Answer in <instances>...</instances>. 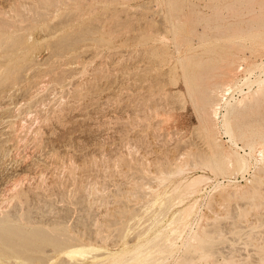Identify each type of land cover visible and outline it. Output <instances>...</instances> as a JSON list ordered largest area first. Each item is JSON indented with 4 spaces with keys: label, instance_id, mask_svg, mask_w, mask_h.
I'll use <instances>...</instances> for the list:
<instances>
[{
    "label": "rangeland",
    "instance_id": "1",
    "mask_svg": "<svg viewBox=\"0 0 264 264\" xmlns=\"http://www.w3.org/2000/svg\"><path fill=\"white\" fill-rule=\"evenodd\" d=\"M0 1L2 10H0V18L9 22L8 33L13 39L24 38L28 42L29 58L31 59L34 53L37 64L33 65L34 69L29 67L30 71L24 69L27 67L25 64L22 65L20 71L24 69L22 72L24 79L22 78L14 87L16 89L6 90V95L0 92V197L2 199L7 197L4 201L0 198V221L9 219L13 225L22 227L21 229L26 232L44 231L53 238V241L44 240L38 243L39 245L33 244V247L30 245L31 248L30 246L26 248L25 244V249L19 244V240L14 243L16 250L9 245L4 246L0 251V264H59L64 262L63 259L69 264L71 260L64 250L70 246L93 245L99 250L90 254L92 256L97 253L116 252L125 247L132 248L137 241L144 242L146 239L156 237L157 234L171 233L172 237H176L177 242H175L174 255L172 254L173 257L170 255L167 264H178L181 259L183 264L184 260L188 261L190 254L186 252L187 248L185 249L183 244L177 248L180 240L181 243L189 242L190 234L208 232L207 235L211 233L212 236L213 232L209 231L210 229H215L214 232L219 234L217 237L225 238L226 241L222 240L223 243L219 241L221 239L216 240L214 233L213 239L216 238L214 240L217 242L212 251L206 253L208 256L205 253L192 252L195 257L193 262L191 260L192 264L264 263V222L262 223L264 202L261 199L264 198V178L261 185H258L259 188L263 187L260 188L261 190L258 189L259 192L261 191V198L259 195L255 198L248 194L255 186L253 176L260 173L262 165L256 162L258 152L254 151L251 156L247 154L250 149L245 146V141H239V148L230 142L222 124L220 125L221 117L216 120V124L211 121L215 139L223 149H236L240 154L247 156L251 162L247 171L239 172L237 175L228 174V177L211 173L212 179L208 186L205 185L199 193H196L199 196L197 197L196 194L187 196L181 204L178 203L179 194L173 192L181 177H171L167 181L168 179L162 180L164 176L160 175L168 174L176 165L188 159L190 151L210 153L211 150L210 143L199 128L201 122L193 104V94L197 88L193 87L191 90L187 88L190 77L213 73L226 57H237L239 61L242 57L248 60L249 67L260 64L255 70L258 72L252 73V80L264 78V28L260 31L248 30L249 23L245 21H248L251 15L245 6L247 0H244L246 2L240 0V4L241 1L244 2V5H240L241 9L236 6L239 5L236 4L239 2L237 0L235 3L234 0H27L28 3L26 0ZM16 2L18 4L15 6ZM229 2L234 5L231 6ZM227 3L230 5L228 8L235 6L236 9H240L239 12L243 13L244 10L246 13L244 12L242 17L239 12L238 15L231 13V10L229 12L230 8H224ZM214 6L218 10L212 9ZM222 11L224 17H219L218 13ZM199 12L210 16V23L198 21ZM225 13H228L227 17ZM64 16L65 19L69 18L68 21H72L66 23L63 21ZM181 17L188 22L185 29H181ZM235 17H239L242 21L239 22L240 19ZM231 18L232 21L229 20ZM153 20L160 22L158 21V25L154 27ZM228 23L232 26L242 24L241 27L246 29L244 31L232 29V31L229 28L232 26ZM96 24L100 25L94 30L96 34L92 32L93 34L85 37V39L94 38L95 42L94 39L92 41L84 39L85 42L83 40L76 46H70V50H65L68 55L64 52L63 56L61 53V55H51L53 49L50 45L53 39L73 29L69 34L74 35L79 33L80 29ZM206 25H211L213 28H207L203 32L202 27ZM219 25L222 27H218ZM159 26L161 29L153 38L148 41H138L139 33L151 28L156 31ZM223 26H228L229 29L226 27L224 29ZM50 30L54 32L53 35L48 32ZM260 32L262 34L258 35ZM28 36H30L29 41H27ZM99 37L103 38V41ZM185 38L189 41H184ZM100 40L102 42L99 43ZM232 44L237 46L233 47ZM176 47L178 49H175ZM241 47L245 50H240ZM45 53L47 57L44 56ZM38 54L40 58H37ZM79 54L84 58L83 56L78 58V64L74 56ZM45 57L46 59L40 60ZM29 58L27 60L31 61ZM19 60L21 61V58ZM54 60L56 71L59 73L65 62L71 63L64 66L68 70L60 82L50 79L51 75L57 74L55 70L45 75V78L43 76L45 73H41V70L50 72L49 69L54 66L53 63L55 64ZM62 61L63 65L59 64ZM166 61L169 64L166 65ZM187 61L191 63L187 64ZM39 72L45 85L48 83L47 86H43L40 75H37L38 78L34 76ZM238 74L239 77L250 75L243 71ZM36 79L39 80L38 86H40L37 88ZM44 79H47L46 82ZM49 79L51 82L48 81ZM24 84L28 87L25 88ZM257 85L258 83H255L251 89L255 91ZM240 86L245 92L249 91L248 85L240 82L229 95V99L235 101L243 97ZM261 98L264 100L263 96ZM251 105L252 108L246 110L242 118L243 124L264 130L258 123L259 119H264V104ZM11 106L14 108L17 106L15 108L17 111ZM222 112H225L224 108ZM14 133L18 134V137L15 138ZM255 164L256 168L253 166ZM197 172L204 173L202 169H198ZM160 179L162 182H159ZM13 185H17L16 187L26 196L24 194L19 198L11 194L9 190ZM196 197L198 198L196 210L184 223H177L175 227H179V230L173 232L167 223L180 209L197 199ZM252 198L256 199V203ZM234 227L241 233L237 231L238 234L235 233ZM246 232L247 234L251 232V236H247ZM185 238L189 239L185 240ZM252 240H254L253 244H249ZM25 241L24 243L28 242ZM57 241H62L64 244L58 246L55 244ZM188 242L185 244L186 247ZM216 248L223 252L217 251ZM214 249L218 252V259L215 258L217 252L212 255ZM17 250H26V253H18ZM219 252L223 253V256ZM192 255L189 259H194ZM228 257L233 258L229 261ZM187 263L189 264L184 262Z\"/></svg>",
    "mask_w": 264,
    "mask_h": 264
},
{
    "label": "bare ground",
    "instance_id": "2",
    "mask_svg": "<svg viewBox=\"0 0 264 264\" xmlns=\"http://www.w3.org/2000/svg\"><path fill=\"white\" fill-rule=\"evenodd\" d=\"M11 1H13V0H11ZM16 1V0H15ZM15 1H14V3H15ZM75 1V0H74ZM165 1V0H164ZM197 1V0H196ZM223 1V0H222ZM237 1H239V2H237ZM236 2V4H238L239 3V5H236V6H238V8H240L241 9V6L240 5H242L244 2H246V1H244L243 3H242V1H241V4H240V0H237ZM1 2V1H0ZM5 2V1H4ZM18 2V1H17ZM16 2V4H15V6L18 4ZM26 2L28 3V1L26 0ZM51 2V1H50ZM151 2V1H150ZM202 2V1H201ZM232 2V1H231ZM3 3V2H2ZM1 3V4H2ZM154 4L155 3H157V2H153ZM218 3V2H217ZM221 3V2H220ZM230 3V2H229ZM229 3H227L226 5V7H224V8H228V6H230V5H228ZM233 3H235V0H234V2ZM69 4V3H68ZM230 4H232V3H230ZM246 4V3H245ZM7 5V4H6ZM141 5V4H140ZM143 5H145V3L143 4ZM142 5V6H143ZM194 5V4H193ZM218 5V4H217ZM234 4H232L231 6H233ZM244 5V4H243ZM2 6H3V4H2ZM25 6V5H24ZM39 6V5H38ZM155 6V5H154ZM153 6V7H154ZM195 6V5H194ZM246 6V8H247V12L251 15V16H249L248 14V18H247V16H245L246 14H244V16H245V18H247L248 19V21H245V22H248L249 24V27H248V30L249 31H260L261 29H263L264 28V0H247V4L245 5ZM244 6V7H245ZM4 7V6H3ZM28 7H29V5H28ZM34 7H35V9H36V6H35V4H34ZM144 7V6H143ZM147 7V6H146ZM145 7V8H146ZM152 7V8H153ZM218 7V6H217ZM221 7V6H220ZM222 7H223V5H222ZM243 7V6H242ZM5 8V7H4ZM8 8H9V6H8ZM17 8H19V7H17ZM17 8H16V10H17ZM26 8V7H25ZM59 8V7H58ZM136 8V7H135ZM155 8V7H154ZM180 8H181V6H180ZM186 8V7H185ZM193 8V7H192ZM216 7L214 6V8H212V9H215ZM219 8V7H218ZM230 8V9H229ZM228 9H229V12H230V10L232 11L231 13H233V14H237L238 15V12L240 11V9H236L235 8V6H234V8H231V7H229ZM29 9V8H28ZM34 9V10H35ZM50 8H48V10H49ZM183 9V8H182ZM191 9V8H190ZM217 9V8H216ZM236 9V10H235ZM242 9H245V8H242ZM1 10V9H0ZM179 10H181V9H179ZM209 10V9H208ZM218 10V9H217ZM221 10V9H220ZM219 10V11H220ZM225 10H227V9H225ZM224 10V11H225ZM2 11V10H1ZM10 11H11V9H10ZM38 11V10H37ZM58 11V10H57ZM211 11V10H210ZM216 11V10H215ZM219 11H216V12H219ZM30 12V11H29ZM39 12V11H38ZM188 12V11H187ZM227 12H228V10H227ZM243 13L245 12L244 10L242 11ZM58 13V12H57ZM156 13V12H155ZM223 11H222V13H218V15H219V17L221 16H223ZM241 15L243 14V13H241V12H239ZM246 13V12H245ZM12 14V13H11ZM16 14H17V12H16ZM18 14H19V16H20V13L18 12ZM35 14H36V12H35ZM41 14V13H40ZM42 14H44V13H42ZM199 16H198V21L199 20H203V21H206V22H209L210 23V20H211V17L210 16H208V15H204V14H202L201 12H199ZM28 15H31V14H29L28 13ZM38 16H39V14H37ZM152 14H150V16H151ZM227 15H228V13L226 14L225 13V16L227 17ZM230 15V14H229ZM241 15H240V17H241ZM6 16H7V14H6ZM26 16H27V14H26ZM72 16V15H71ZM76 16H78L77 14H76ZM137 16V15H136ZM150 16H148V17H150ZM160 15H158V17H159ZM195 16V15H194ZM22 17V16H21ZM75 17V16H74ZM213 17V16H212ZM216 17V16H215ZM224 17V16H223ZM232 17V16H231ZM242 17H243V15H242ZM251 17V18H250ZM31 18V17H30ZM55 18V17H54ZM53 18V19H54ZM57 18V17H56ZM76 18V17H75ZM74 18V19H75ZM133 18V17H132ZM150 18H152V17H150ZM155 18V17H154ZM159 18H161V16L159 17ZM182 18V17H181ZM237 18H239V17H235V19H237ZM19 19V18H18ZM17 19V20H18ZM64 19V20H63ZM62 20L63 21H68V19L69 18H67V19H65V16H64V18H63ZM70 19H73V18H71L70 17ZM73 19V20H74ZM220 19V18H219ZM232 19L233 18H231V19H229V20H231L232 21ZM234 19V20H235ZM240 19V18H239ZM238 19V20H239ZM10 20V19H9ZM21 20V19H20ZM32 20V19H31ZM55 20V19H54ZM76 20V19H75ZM226 20V19H225ZM228 20V21H229ZM238 20H236V21H238ZM246 20V19H245ZM22 21V20H21ZM42 21V20H41ZM63 21H61V23L63 22ZM72 20H70V21H68L69 23L71 22ZM159 22H160V20H158ZM158 21L157 20H153V22H152V25L155 27V26H157L158 25ZM181 21V29L183 28V29H185L188 25H187V21L185 20V19H181L180 20ZM216 21H217V19H216ZM215 21V22H216ZM223 21H224V18H223ZM240 21H242V19H240L239 20V22ZM244 21V20H243ZM64 22V23H65ZM99 22V21H98ZM218 22V21H217ZM227 22V21H226ZM244 22V23H245ZM53 23V22H52ZM63 23V24H64ZM67 23V22H66ZM73 23V22H72ZM116 23L117 22H115L114 24L116 25ZM212 23V22H211ZM219 23V22H218ZM230 23V22H229ZM229 23H228V25H229ZM20 24V23H19ZM114 24H113V26H114ZM206 24V23H205ZM223 24V23H222ZM231 24H232V22H231ZM8 25H9V22H7L5 19H2V18H0V92L2 93V92H4V94H2V95H6V90H11V91H14L16 88H14L17 84H19L20 83V81H21V79L24 77V76H22L24 73H22L23 72V70L24 69H28V71H30V69H29V67H32L31 69H34V67H33V65L35 66V65H37L36 64V56H34V53H33V57L31 56V59L29 58V56H30V51H29V44H28V42H26L25 40H24V38H21V39H19V38H12V35L11 34H9L8 33ZM56 25H58V24H56ZM97 25V24H96ZM89 25V26H86V27H84L82 30L80 29V31H79V33L77 32L76 34H74V32H73V34L74 35H71V34H69V33H71L73 30H71V31H69V33H65L64 35H59V38H55V39H53V42H51V48L53 49V53L51 52V55H55L56 56V54L57 55H61L62 54V56H63V52L65 51V50H70L69 49V47L70 46H72V45H75L76 46V44H79V43H81L84 39H85V37L86 36H88V35H90L92 32H94V30H95V28H97V27H100V25ZM107 25V24H106ZM239 25V24H238ZM244 25V24H243ZM246 25V24H245ZM12 26H14L13 24H12ZM21 26H24L25 27V25H20V27ZM27 26V25H26ZM31 26V25H30ZM53 26H55V25H53ZM165 26V25H164ZM203 26V25H202ZM229 26H232V25H229ZM241 26H242V24H241ZM241 26H237L236 24H233V26L232 27H229V28H231L230 30H234V31H244L246 28H243V27H241ZM57 27V26H56ZM130 27V26H129ZM169 27V26H168ZM167 26H166V28H168ZM218 27H222V25H219ZM224 27V29H225V27H226V29L228 28V26H223ZM19 28V27H18ZM53 28V27H52ZM55 28V27H54ZM53 28V29H54ZM81 28V27H80ZM108 28V27H107ZM109 28H111V27H109ZM108 28V29H109ZM207 28H213L211 25H206L205 27H202V30H203V32L205 31V30H207ZM228 28V29H229ZM10 29V28H9ZM31 29V28H30ZM56 29H58V28H55V30ZM101 29H102V27H101ZM159 29H161L160 28V26L159 27H157V30L155 31V29L154 28H151V29H149L148 31H145V32H141V33H139L138 34V37H139V39H138V41L139 42H143V41H148L149 39H151V38H153L154 36H155V34H157V32H158V30ZM198 29V28H197ZM219 29V28H218ZM21 30H22V28H21ZM52 30V29H51ZM51 30L50 31H48V32H50L51 34L52 33H54V32H56V31H54V30H52V31H54V32H51ZM178 30V29H177ZM187 30V29H186ZM209 30V29H208ZM232 30V31H233ZM247 30V31H248ZM98 31V30H97ZM107 31V30H106ZM135 31H136V29H135ZM169 31V30H168ZM65 32V31H64ZM68 32V31H67ZM226 32H228L227 30H226ZM225 32V34H227ZM95 33V32H94ZM219 33H220V31H219ZM231 33H233V32H231ZM230 33V34H231ZM49 34V33H48ZM61 34H62V32H61ZM93 34V33H92ZM96 34V33H95ZM131 34V33H130ZM162 34V33H161ZM262 33L260 32V34H258V35H261ZM53 35V34H52ZM114 35V34H113ZM128 36H129V34H127ZM167 35H168V33H167ZM236 35V34H235ZM108 36V35H107ZM126 36V35H125ZM232 36V35H231ZM55 37V36H54ZM164 37V36H163ZM170 37H171V35H170ZM244 37V36H243ZM242 37V38H243ZM28 38V40L27 41H29V39H30V36H28L27 37ZM99 38H101V37H99ZM86 39H88V38H86ZM85 39V40H86ZM91 39V41L94 39H92V38H89L88 40H90ZM163 39V38H162ZM164 39H165V37H164ZM225 39V38H224ZM237 39V38H236ZM85 40L83 41V42H85ZM101 40L103 41V38H101ZM99 41V43L100 42H102V41ZM119 40H120V38H119ZM118 40V41H119ZM170 40H171V38H170ZM181 40V39H180ZM184 41H189V39L188 38H185V39H183ZM233 40H235V39H233ZM238 40H239V38H238ZM37 41V40H36ZM105 41H107V40H105ZM131 41V40H130ZM212 41V40H211ZM94 42H95V39H94ZM97 43H98V40L96 41ZM152 42V41H151ZM204 42V41H203ZM205 42H207V41H205ZM231 42V41H230ZM168 43H169V39H168ZM181 43V42H180ZM183 43H185V42H183ZM104 44V43H103ZM120 44V43H119ZM127 44V43H126ZM173 44V43H172ZM187 44V43H186ZM231 44V43H230ZM240 44H242V43H240ZM237 45H238V43H237ZM236 45V46H237ZM243 45V44H242ZM140 46V45H139ZM173 46V45H172ZM177 46V45H176ZM232 46H233V44H232ZM235 46V44H234V46L233 47H236ZM246 46V45H245ZM47 47V46H46ZM46 47H45V49H46ZM81 47V46H80ZM130 47V46H129ZM50 48V50L52 51V49ZM77 49H78V47H76ZM183 48V47H182ZM72 49V48H71ZM175 49H178L177 47L175 48ZM237 49V48H236ZM235 49V50H236ZM240 50L241 49H243L242 47L241 48H239ZM74 50H75V48H74ZM173 50V49H172ZM183 50V49H182ZM189 50V49H188ZM243 50H245V49H243ZM82 51V50H81ZM85 51V50H84ZM93 51V50H92ZM175 51V50H174ZM177 51V50H176ZM187 51V50H186ZM185 51V52H186ZM237 51H238V49H237ZM46 52H47V50H46ZM50 51H48V53H49ZM86 52V51H85ZM173 52V51H172ZM179 52V51H178ZM195 52V51H194ZM241 52V51H240ZM37 53H39V52H36V54ZM61 53V54H60ZM93 53V52H92ZM242 53H243V51H242ZM241 53V54H242ZM244 53H247V52H244ZM32 54V53H31ZM41 54V53H40ZM44 54V53H43ZM64 54H66L65 52H64ZM69 54V53H68ZM68 54H66V55H68ZM82 54V53H81ZM81 54H79L78 56L76 55V56H74L75 58H77V61H78V58H82V56H81ZM85 54V53H84ZM177 54H179V53H177ZM183 54H184V51H183ZM182 54V55H183ZM49 55H50V53H49ZM50 55V56H51ZM180 55V54H179ZM188 55V54H187ZM249 55H251V53L249 54ZM44 56H46V53H45V55ZM43 56V57H44ZM48 56V55H47ZM46 56V57H47ZM49 56V57H50ZM166 56V55H165ZM176 56H178V55H176ZM175 56V57H176ZM184 56V55H183ZM46 57L45 58H41L40 60H42V59H46ZM70 57H72V56H70ZM151 57V56H150ZM21 58V61L19 60ZM29 58V60H31V61H28L27 59ZM37 58H40L39 57V54H38V56H37ZM83 58H84V56H83ZM141 58V57H140ZM168 58H171V57H168ZM177 58V57H176ZM180 58V57H179ZM184 58V57H183ZM252 58V57H251ZM50 59V58H49ZM48 59V60H49ZM66 59H68V58H66ZM149 59V58H148ZM221 59V58H220ZM241 59V61H239V58H237V57H226V58H224L223 60H222V64L221 65H219V66H217L216 68H215V71L213 72V73H209V74H207V75H203V76H201V77H197V75H195V76H192V77H190V81L187 83V88L188 89H192L193 87L195 88H197L195 91H194V94H193V104H194V106H195V109H196V111H197V114H198V118H199V120H200V122H201V127H199L201 130H202V133L204 134V136H205V138L207 139V141L210 143V145H211V150H210V153L208 152V153H200V152H192V151H190V153L188 152V156H189V158L188 159H184V161L182 162V163H180V164H178V165H176V167L173 169V170H171L170 172H168V174H166V175H162V174H160L161 176H164L163 177V179L162 180H164V179H168L167 181H169L170 180V178L171 177H175V176H177V177H181V179L176 183V185H175V187H174V189H173V192H176V193H178L179 194V196L177 197V198H179V201H178V203H184V200H185V198L187 197V196H192V195H194V194H196V193H199L203 188H204V186L205 185H207L208 183H209V181L212 179V176L210 175L211 173H213L214 175L215 174H218V175H226L227 177H228V174H233V175H237V173H239V172H244V171H247L248 170V168H249V166H250V159L247 157V156H245V155H243V154H240L239 152H238V150H236V149H231V150H225V148L223 149L222 148V145L218 142V140H216L215 139V136H214V134H213V130H214V127H212V122L211 121H213V123L214 124H216V120L218 119L219 120V118L221 117V120H222V123L220 122V125L222 124V127L224 128V130H225V132L224 133H226L228 136H229V140H230V142L231 143H233L234 144V146H236V147H238V144H239V141H245V146L246 147H249V149H250V152L249 153H247L249 156H251V155H253L254 154V151L255 152H258L257 154H258V157L256 158V162H258V163H261V165H262V168H260V173L258 174V175H254L253 177L255 178V183H254V185H252V186H254V188H252V190H251V193H249L248 191V194H250V196L252 195V197H257L258 195H259V198H261L260 197V194H261V191L259 192V190H261L260 188H263L262 186H260V188H259V186L258 185H261V182L263 181V178H264V130H259L258 128H255V127H252L251 125V127H249V126H246L245 124H243V122H242V118L244 117V115L246 114V110H248L249 108H252V103L254 104V103H256V104H258V105H262V104H264V100L261 98L262 96L264 97V78L263 79H259V80H252L251 79V76H252V73L256 70V68H258L259 66H260V64H258V65H253V66H248V60L246 59V58H240ZM69 60V59H68ZM67 60V61H68ZM187 60V59H186ZM190 60V59H189ZM252 60V59H251ZM20 61V62H19ZM57 61V60H56ZM72 60L70 59V61L69 62H71ZM86 61V60H85ZM182 61H184V60H182ZM47 62V61H46ZM54 62H55V60H54ZM64 62H65V60H64ZM68 62V63H69ZM199 62V61H198ZM201 62V61H200ZM199 62V63H200ZM220 62V61H219ZM250 62V61H249ZM67 62H65V65H68V63L66 64ZM154 63V62H153ZM166 63H168L167 61L165 62V64ZM181 63V62H180ZM189 63V61H187V64ZM191 63V62H190ZM189 63V64H190ZM25 64V66H27V67H25L24 69L22 68V71H20V67L22 66V65H24ZM42 64V63H41ZM41 64H39V65H41ZM59 64H61V65H63V61L61 62V63H59ZM71 63H69V65H70ZM72 64H74V63H72ZM78 64H79V61H78ZM81 64V63H80ZM157 64V63H156ZM155 64V65H156ZM169 64V63H168ZM185 64H186V62H185ZM186 64V65H187ZM193 64V63H192ZM191 64V65H192ZM45 65V64H44ZM53 67L51 68V69H49V71L50 72H48V70H44L43 72H42V70H41V73H45L43 76H44V78H45V75H48V74H51V72L53 71V70H55L56 71V67H55V65H56V62H55V64L53 63ZM58 65V64H57ZM65 65H63V68L61 69L60 67H59V69H61V72L59 73V71L57 72L56 71V73L57 74H55V72H53L55 75H51V80H55V81H57V80H59V82L61 81L60 79H64V75H65V72L68 70V69H66V68H64V66ZM167 65V64H166ZM177 65V64H176ZM197 65H198V63H197ZM51 66V65H50ZM72 66V65H71ZM77 66V65H76ZM76 66H74V67H76ZM137 66V65H136ZM163 66V65H162ZM179 66V65H178ZM183 66H185L184 65V62H183ZM2 67H4V68H2ZM58 67V66H57ZM73 67V69H75ZM125 67V66H124ZM55 68V69H54ZM157 68V67H156ZM46 69V68H45ZM76 70H77V68H76ZM258 70V69H257ZM261 70H263V69H261ZM240 71H243L244 73H249L250 75L249 76H245V77H239V75L240 74H238ZM26 72V71H25ZM31 72H32V70H31ZM256 72V71H255ZM258 72V71H257ZM256 72V73H257ZM36 73H37V70H36ZM41 73L39 72L38 74H34V76L35 77H37V75H40L41 76V78H42V75H41ZM67 73V72H66ZM68 73H70V71H68ZM72 73V72H71ZM75 73V72H74ZM255 73V74H256ZM73 74V73H72ZM171 74V73H170ZM254 74V73H253ZM31 75H33V73L31 74ZM95 75V74H94ZM172 75V74H171ZM33 76V77H34ZM39 76V77H40ZM54 76V78H52ZM71 76V75H70ZM241 76H243L242 74H241ZM33 77H32V80H31V82L33 81ZM34 77V78H35ZM50 77V76H49ZM48 77V78H49ZM68 77V76H67ZM38 78V77H37ZM99 78V77H98ZM24 79V78H23ZM48 80L49 82H51V80ZM62 79V80H63ZM45 80H47V79H44V81ZM23 81V80H22ZM35 81V80H34ZM36 81L37 82H35V83H37V84H35V87L37 88V87H40V86H38V81L39 80H37L36 79ZM41 81L43 82V78L41 79ZM40 81V82H41ZM30 82V84L32 85L33 84V82L31 83ZM46 82V81H45ZM240 82H243V84H246V85H248V88H249V91H247V92H245L244 91V88H242L241 86H240V90L243 92V97L242 98H240V99H236L235 101H232L231 99H229V95L231 94V92H233L234 90H235V88L236 87H238L239 86V83ZM44 83V82H43ZM255 83H258V85L256 86V87H258L255 91H253L251 88H252V86L255 84ZM27 84V83H26ZM24 84V86H25V88H26V86L29 84ZM48 84V83H47ZM47 84L45 85V83H44V85L43 86H47ZM37 85V86H36ZM50 86V85H49ZM244 86V85H243ZM28 87V86H27ZM53 87H55V86H53ZM53 87H51V88H53ZM14 88V90H12ZM17 88H18V86H17ZM42 88V87H41ZM50 88V87H49ZM31 89V88H30ZM40 89V88H39ZM254 89H255V87H254ZM26 90V89H25ZM38 90V89H37ZM41 90V89H40ZM238 91H239V89H237ZM7 91V93H9V94H11L10 92H8ZM26 91H28V90H26ZM241 91H239V92H241ZM251 91H252V93H251ZM31 92V91H30ZM30 92H28L29 93V95H30ZM35 92V91H34ZM52 92V91H51ZM55 92V91H54ZM241 92V93H242ZM0 93V94H1ZM33 93V92H32ZM46 94V93H45ZM51 94H53V93H51ZM50 94V95H51ZM8 95V94H7ZM13 95V94H12ZM26 95V94H25ZM49 95V94H48ZM15 97V96H14ZM19 97V96H18ZM21 97V96H20ZM231 97V96H230ZM3 98H4V96H3ZM2 98V99H3ZM6 98V97H5ZM232 98V97H231ZM1 99V98H0ZM25 99V98H24ZM23 100V99H22ZM63 100V99H62ZM54 101H55V99H54ZM23 102V101H22ZM64 102V101H63ZM1 103V102H0ZM18 103V102H17ZM7 105L10 107V105L7 103ZM6 105V106H7ZM4 106V105H3ZM15 106V105H14ZM14 106L12 107V108H14ZM1 107V106H0ZM17 107V106H16ZM15 107V108H16ZM37 107V106H36ZM40 107V106H39ZM50 107V106H49ZM12 108H10L11 110H12ZM13 109L14 111L16 110V109ZM222 108H224V110H225V112H222ZM8 109V108H7ZM12 110V111H13ZM11 111V112H12ZM13 111V112H14ZM17 111V110H16ZM48 111V110H47ZM12 112V113H13ZM38 112V111H37ZM35 113V112H34ZM48 114V113H47ZM171 114V113H170ZM8 115V114H7ZM10 115H11V113H10ZM31 115V114H30ZM29 115V116H30ZM12 116V115H11ZM21 116V115H20ZM26 116H28L27 114H26ZM35 116V115H34ZM250 116V115H249ZM9 117V116H8ZM25 117V116H24ZM47 117V116H46ZM40 119V118H39ZM252 119V118H251ZM258 118L256 117V119L255 120H257ZM20 120V119H19ZM70 120V119H69ZM68 120V121H69ZM249 121V120H248ZM252 121V120H251ZM14 122V121H13ZM23 122H25V121H23ZM247 122V121H246ZM18 123H19V121H18ZM28 123V122H27ZM30 123V122H29ZM28 123V124H29ZM68 123V122H67ZM258 123H259V125H260V127H261V129L262 128H264V119H259L258 120ZM16 124V123H15ZM14 123H13V125H15ZM22 124V123H21ZM73 124V123H72ZM77 124V123H76ZM23 125V124H22ZM26 125V124H25ZM28 126V125H27ZM217 126V125H216ZM218 126H219V123H218ZM15 127V126H14ZM33 127V126H32ZM69 127V126H68ZM71 127V126H70ZM17 129H18V127H16ZM21 128H22V126H21ZM20 128V129H21ZM24 128V127H23ZM77 128V127H76ZM10 129V128H9ZM13 129V128H12ZM25 129V128H24ZM219 129V128H218ZM217 129V130H218ZM16 130V129H15ZM221 130V129H220ZM223 130V131H224ZM13 131V130H12ZM25 131V130H24ZM66 131V130H65ZM11 132V131H10ZM17 132V131H16ZM15 132V133H16ZM14 133V134H15ZM22 133H23V130H22ZM21 133V134H22ZM69 133V132H68ZM20 134V135H21ZM49 134V133H48ZM219 134V133H218ZM16 135V136H15ZM14 135V137L16 138V137H18L17 135L18 134H15ZM19 135V136H20ZM28 135V134H27ZM27 135H26V137H27ZM59 135V134H58ZM61 136V135H60ZM22 137V136H21ZM47 137H49V136H47ZM52 137V136H51ZM29 138V137H28ZM57 138V137H56ZM14 139V138H13ZM18 139V138H17ZM20 139V138H19ZM48 140V139H47ZM11 141V140H10ZM20 141V140H19ZM27 141V140H26ZM57 141V140H56ZM25 142V141H24ZM38 142V141H37ZM11 143V142H10ZM19 143V142H18ZM18 143H17V145H18ZM46 144V143H45ZM32 145V144H31ZM16 146V145H15ZM36 147V146H35ZM239 148V147H238ZM241 148V147H240ZM242 149V148H241ZM184 154V153H183ZM185 154H187L186 152H185ZM28 155V154H27ZM256 155V154H255ZM29 156V155H28ZM130 156V155H129ZM257 156V155H256ZM57 160V159H56ZM178 160H180V159H178ZM181 160H183V159H181ZM72 162H73V160H72ZM261 165H260V167H261ZM253 166H255V168H256V164L255 165H253ZM198 169H202L203 171H204V173H202V174H199L198 172H197V170ZM146 170V169H145ZM257 170V169H256ZM258 171V170H257ZM256 173V172H255ZM254 173V174H255ZM212 174V175H213ZM236 177V176H235ZM159 179V178H158ZM173 179V178H172ZM253 179V178H252ZM161 180V179H160ZM162 180L161 181H159V182H162ZM175 181H177V180H175ZM250 181H252V180H250ZM172 182V181H171ZM23 183V182H22ZM165 183H166V181H165ZM169 183V182H168ZM219 183V182H218ZM162 184H164V182L162 183ZM171 184H173V182L171 183ZM223 184V183H222ZM263 184V183H262ZM161 185V184H160ZM166 185V184H165ZM219 185V184H218ZM17 186V185H16ZM15 185H13L11 188H10V192H11V194H13V195H16V196H18L19 198H22V196L25 194V193H23V191H20L19 189H18V187H16ZM168 186V185H167ZM208 186V185H207ZM7 187V186H6ZM163 188H164V186H162ZM220 187H222V186H220ZM250 187V186H249ZM21 188V190H22V187H20ZM92 188V187H91ZM6 189V188H5ZM4 189V190H5ZM152 189V188H151ZM151 189H150V191H151ZM158 189H160V188H158ZM166 189V188H165ZM249 189H251V187L249 188ZM259 189V190H258ZM154 190V189H153ZM155 190H157V189H155ZM172 190V189H171ZM171 190H169V191H171ZM257 190H258V192H257ZM7 191V190H6ZM8 191V192H9ZM165 191V190H164ZM238 191V190H237ZM156 192V191H155ZM160 192H161V190H160ZM235 192H236V189H235ZM1 193V192H0ZM203 193V192H202ZM201 193V194H202ZM259 193V194H258ZM170 194V193H169ZM231 194V193H230ZM234 194V193H233ZM247 194V193H246ZM245 194V195H246ZM12 195V196H13ZM159 195H161V193L159 194ZM243 195V194H242ZM5 196V195H4ZM25 196H26V194H25ZM25 196L23 197V198H25ZM196 196H197V194H196ZM198 196H199V194H198ZM197 196V197H198ZM249 196V195H248ZM250 196H249V198H250ZM195 197V196H194ZM196 197V198H197ZM243 197H244V195H243ZM263 197H264V195H263ZM1 198V197H0ZM7 197H3V199L1 198V200L2 201H4V199H6ZM15 198V197H14ZM245 198H247V197H245ZM154 199V198H153ZM248 199V198H247ZM254 198H252V200H253ZM261 199H263V202H264V198H261ZM260 199V200H261ZM25 200H26V198H25ZM176 200V199H175ZM250 200H251V198H250ZM255 200V203H256V199H254ZM197 201H198V198L197 199H195L193 202H191V203H189L188 205H186L185 207H183L182 209H180L179 210V212L173 217V219L170 221V222H168L167 224H168V226L169 227H171L172 228V231L173 232H177L179 229V227H175V225L177 224V223H184L193 213H194V211L196 210V208H197ZM155 202V201H154ZM170 202V201H169ZM261 202H262V200H261ZM149 203V202H148ZM247 203H250L249 201H247ZM254 203V202H253ZM1 204V203H0ZM262 204V203H261ZM3 205V204H2ZM10 205V204H9ZM259 205H260V203H259ZM1 206V205H0ZM1 208V207H0ZM236 213V212H235ZM11 215V214H10ZM222 216V215H221ZM263 218V217H262ZM264 219V218H263ZM235 220V219H234ZM264 221L262 220V223H263ZM189 223H191V222H189ZM166 224V225H167ZM194 224H195V222H194ZM193 224V225H194ZM216 224H218V222L216 223ZM216 224H214L215 226H216ZM264 224V223H263ZM188 226H190V225H192V224H187ZM213 225V226H214ZM214 226V228H216ZM218 227L217 228H219L220 226H219V224L217 225ZM165 227H167V226H165ZM195 227V226H194ZM193 227V228H194ZM205 227V226H204ZM210 227V226H209ZM212 227V226H211ZM235 227H238V225L236 226L235 225ZM234 227V228H235ZM22 227H17V226H15V225H13L12 224V222H10L9 221V219H5V220H1L0 221V251H2L3 249H4V246H7V245H9L10 247H12L13 249H15L16 250V244H14L16 241H18V242H20L19 244L22 246V247H24V249H25V244H26V248H28V246H30V245H32V247H33V244H34V246H36V245H39L38 243H40L41 241H46V240H52L53 241V238L52 237H50V236H48L47 234H46V232H44V231H41V232H36V231H30V232H26V231H24V230H22L21 229ZM146 228H147V226H146ZM252 228V227H251ZM254 228V227H253ZM252 228V229H253ZM163 229V228H162ZM161 229V230H162ZM185 229H187L186 227H185ZM191 229H192V227H191ZM191 229H190V231H191ZM251 229V230H252ZM182 230H184V229H182ZM188 230V229H187ZM194 230V229H193ZM207 230V229H206ZM214 230L215 229H210L209 231H212L213 232V234L215 233L214 232ZM221 230V229H220ZM241 230V229H240ZM200 231H202V229L200 230ZM226 231V230H225ZM241 233L237 228H235V233ZM249 231H250V229H249ZM165 232V231H164ZM183 232V231H182ZM189 232V231H188ZM207 232V231H206ZM221 233L223 232V231H220ZM248 232V231H247ZM247 232H246V234H247ZM252 232V231H251ZM251 232H249L250 234H247V236L249 235V236H251ZM156 233V232H155ZM190 233V232H189ZM210 233V232H209ZM219 233V232H218ZM220 233V234H221ZM237 233V234H238ZM157 234V233H156ZM168 234H169V232H168ZM172 234V233H171ZM171 234H169V235H164V234H161V235H159V234H157V236L156 237H154V238H149V239H146L144 242H139L138 243V241H137V243H136V245H134L133 247L132 246H130V247H132V248H123V249H121V250H119V251H116V252H104V253H97V254H93L92 256L90 255V254H92L94 251H97V250H99L98 248H96L95 246H93V245H87V244H77V245H74V246H70L69 248H67L66 250H64V252H65V254L70 258V260H71V262H68L69 264H167V260L172 256L173 257V255H174V248H175V242H177L175 239H176V237L175 236H173L172 237V235ZM178 234H180V233H178ZM182 234V233H181ZM184 234V233H183ZM207 234H208V232H207ZM206 233H199V234H196V235H194V234H192V235H194L193 237H191L190 235H188L189 236V238H190V240H189V242L188 241H186V243L188 242V244H187V247H186V243H184V242H182L181 243V240H180V243L178 244L179 246L177 247V248H179L180 247V244L182 245L183 244V247L185 246V249L187 250L186 252L188 253V254H190V256L193 254L192 252H194L195 254L196 253H198L199 252V254L200 253H208V252H211L212 251V248L214 247V245L216 244V240H219V239H221L220 238V236H218L217 237V235H219V234H217V233H215L216 234V237H217V239L216 238H214V239H216V240H214L213 239V237H214V235L212 234V236L209 234V235H207ZM186 235V234H185ZM223 236H224V234H222ZM221 235V236H222ZM253 236V235H252ZM180 237H181V235H180ZM185 237V236H184ZM179 238V237H178ZM188 238V239H189ZM192 238V239H191ZM244 238V237H243ZM253 238V237H252ZM188 239H186L185 238V240H188ZM250 238H248V240H249ZM25 240H27V241H25ZM68 240V239H67ZM144 240V239H143ZM175 240V241H174ZM222 240H224V242L226 241V239L224 238H222L221 240H219V241H222ZM247 240V241H248ZM255 240V239H254ZM254 240H252L251 241V243H249V244H253L252 242L254 241ZM24 241L25 242H27V243H24ZM218 241V242H219ZM241 242H242V240H240ZM247 241L245 242V243H247ZM73 242V241H72ZM223 242V241H222ZM222 242H219L220 244L222 243ZM223 242V243H224ZM237 242V241H236ZM129 243H130V241H129ZM222 243V244H223ZM244 243V242H243ZM36 244V245H35ZM55 244L56 245H63L64 244V242H62V241H57V242H55ZM233 244V243H232ZM126 245V244H125ZM255 245H257L256 243H255ZM117 246V245H116ZM219 246V245H218ZM261 247V246H260ZM259 247V248H260ZM29 248H31V246L29 247ZM177 248L175 249V250H177ZM257 248V247H256ZM23 249V248H22ZM118 249V248H117ZM262 249H263V245H262ZM216 250H217V248H216ZM256 250H258V248L256 249ZM255 250V251H256ZM13 251V250H12ZM26 250H20V251H18L17 250V252L18 253H22V252H25ZM179 251V250H178ZM177 251V252H178ZM185 251V250H184ZM189 251V252H188ZM217 251H222V250H220V249H218ZM216 251V252H217ZM215 252V249H214V252L212 253V255L214 254V253H216ZM219 252V254L220 255H222L223 253H220ZM223 252V251H222ZM258 252V251H257ZM261 252V251H260ZM26 253V252H25ZM254 253V252H253ZM173 254V255H172ZM194 254V255H195ZM211 254V253H210ZM209 254V255H210ZM21 255V254H20ZM171 255V256H170ZM204 255V254H203ZM207 256H208V254H206ZM211 255V257H213ZM216 255V259H218L217 257H219V256H217L218 255V252L215 254ZM23 256H24V254H23ZM182 256V255H181ZM189 256V257H190ZM202 256V255H201ZM223 256V255H222ZM258 256V255H257ZM90 257V259H88ZM187 257V256H186ZM189 257H188V261L187 260H184L183 261V264H184V262L186 261V262H189V264H190V262H191V260H192V262L195 260V257H193V255H192V257L194 258V259H189ZM191 257V258H192ZM225 257V256H224ZM259 257H262V256H259ZM258 257V258H259ZM183 258H185V257H183ZM198 258H199V256H198ZM205 258H206V256H205ZM209 258H210V256H209ZM226 258V257H225ZM231 258H233V257H231ZM231 258H227L229 261H231L230 259ZM256 258V257H255ZM264 258V257H263ZM262 258V259H263ZM48 259H50V258H48ZM185 259H187V258H185ZM227 259H225V260H227ZM53 260V259H52ZM179 260V259H178ZM197 260V259H196ZM203 260V259H202ZM227 260V261H228ZM233 260V259H232ZM261 260V259H260ZM63 261L64 262H60L59 264H66L65 263V260L63 259ZM206 261H207V259H206ZM226 261V262H227ZM182 262V259H181V261L178 263V264H180ZM192 262H191V264H192ZM18 263H19V261H18ZM169 263V262H168ZM228 263V262H227ZM52 264V263H51ZM170 264V263H169ZM182 264V263H181ZM188 264V263H187ZM264 264V263H263Z\"/></svg>",
    "mask_w": 264,
    "mask_h": 264
}]
</instances>
